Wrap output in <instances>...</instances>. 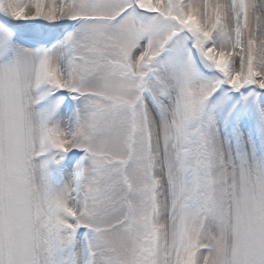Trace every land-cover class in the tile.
I'll list each match as a JSON object with an SVG mask.
<instances>
[{"label":"snow or ice","instance_id":"obj_1","mask_svg":"<svg viewBox=\"0 0 264 264\" xmlns=\"http://www.w3.org/2000/svg\"><path fill=\"white\" fill-rule=\"evenodd\" d=\"M0 264H264V0H0Z\"/></svg>","mask_w":264,"mask_h":264}]
</instances>
